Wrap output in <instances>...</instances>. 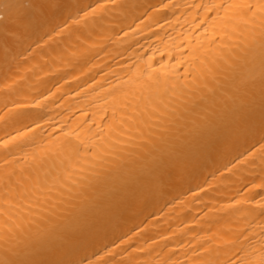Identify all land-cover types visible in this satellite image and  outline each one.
Wrapping results in <instances>:
<instances>
[{
  "label": "bare ground",
  "instance_id": "bare-ground-1",
  "mask_svg": "<svg viewBox=\"0 0 264 264\" xmlns=\"http://www.w3.org/2000/svg\"><path fill=\"white\" fill-rule=\"evenodd\" d=\"M0 264H264V0H0Z\"/></svg>",
  "mask_w": 264,
  "mask_h": 264
}]
</instances>
